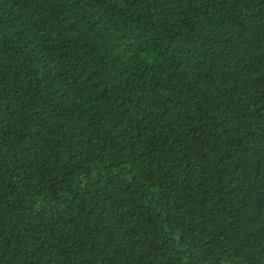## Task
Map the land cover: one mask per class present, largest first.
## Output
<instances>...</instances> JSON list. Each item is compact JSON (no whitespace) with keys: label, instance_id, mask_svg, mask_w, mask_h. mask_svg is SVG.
Instances as JSON below:
<instances>
[{"label":"trees","instance_id":"1","mask_svg":"<svg viewBox=\"0 0 264 264\" xmlns=\"http://www.w3.org/2000/svg\"><path fill=\"white\" fill-rule=\"evenodd\" d=\"M0 264H264V0H0Z\"/></svg>","mask_w":264,"mask_h":264}]
</instances>
